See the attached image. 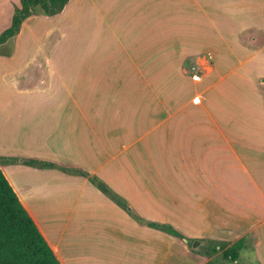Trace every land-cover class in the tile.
Here are the masks:
<instances>
[{
    "label": "crops",
    "instance_id": "1",
    "mask_svg": "<svg viewBox=\"0 0 264 264\" xmlns=\"http://www.w3.org/2000/svg\"><path fill=\"white\" fill-rule=\"evenodd\" d=\"M86 1L32 12L0 55V84L31 103L0 170L60 264H208L236 243L233 263L264 264V46L240 38L264 34V0H191L185 32L162 29L166 12L126 23L125 72L89 99L70 34ZM194 241L217 252L196 262Z\"/></svg>",
    "mask_w": 264,
    "mask_h": 264
},
{
    "label": "rangeland",
    "instance_id": "2",
    "mask_svg": "<svg viewBox=\"0 0 264 264\" xmlns=\"http://www.w3.org/2000/svg\"><path fill=\"white\" fill-rule=\"evenodd\" d=\"M207 1L206 4L205 0H199L202 5L205 3V7L207 5L209 7L212 0ZM18 7V1L8 3L10 12ZM191 11H193L191 0H99L98 3L93 0V3L90 1L82 3V6L76 9L73 19L74 29L80 27L82 29L81 33L75 30L71 31L70 34L74 35L75 41H77L73 52L76 57L72 58H77L76 61H84L76 62L75 65L78 66L79 71L77 73L74 71L73 74H75L74 76H81L83 81L82 90L88 92L87 99L98 96V92L107 93L111 91V89L105 88L104 79H112L123 75L119 73L123 71L121 67L123 65L121 64L124 61L120 48L131 50L129 44L131 42L128 41L130 28L126 26V23L132 29H136L134 30L136 33H141L139 30H142L147 24V19H151L153 22L160 21V24H164L162 23L163 15L161 13L166 12L167 23L162 26V29L176 27L177 30H180L183 27L185 32L190 25L189 18H186L187 12ZM114 16L116 19L113 18ZM119 21L122 24H117ZM240 38L241 42L245 43L251 50H258L264 46V34L257 30H248ZM135 42L137 43V50L143 51L141 38L134 41L131 44L132 47ZM11 43L8 42L0 48V55L10 52ZM147 56L148 54H146ZM153 61L151 60V62ZM145 68L143 67V69ZM145 72L148 73L146 69ZM72 78L74 79V77ZM14 95L12 88L0 84V142L10 144L14 143L16 138V125L18 124L20 130H22L23 136L25 127L31 121L25 116L24 120L19 119V115L23 110L30 112V101L20 103L21 100H17V96ZM24 137H27V135H24ZM194 242L190 244L191 248ZM215 245L217 244L212 243L204 247H196L192 254L194 261L201 262L207 256L210 257V255L216 253L218 247ZM208 264L235 263L225 260L220 255L211 257Z\"/></svg>",
    "mask_w": 264,
    "mask_h": 264
},
{
    "label": "trees",
    "instance_id": "3",
    "mask_svg": "<svg viewBox=\"0 0 264 264\" xmlns=\"http://www.w3.org/2000/svg\"><path fill=\"white\" fill-rule=\"evenodd\" d=\"M70 1L19 0V7L14 11L9 27L0 34V46L18 34L22 23L32 15V12L39 11L45 17H53L59 14ZM44 166L52 165L44 164ZM90 180L106 195L113 198L116 196L96 179L90 178ZM117 199L122 202L119 197ZM136 218L142 222V219ZM240 250L241 243H236L223 251L222 256L225 260L234 262ZM0 264H60L1 170Z\"/></svg>",
    "mask_w": 264,
    "mask_h": 264
},
{
    "label": "water",
    "instance_id": "4",
    "mask_svg": "<svg viewBox=\"0 0 264 264\" xmlns=\"http://www.w3.org/2000/svg\"><path fill=\"white\" fill-rule=\"evenodd\" d=\"M196 245H197V243L195 242V243L193 244V247H196Z\"/></svg>",
    "mask_w": 264,
    "mask_h": 264
}]
</instances>
